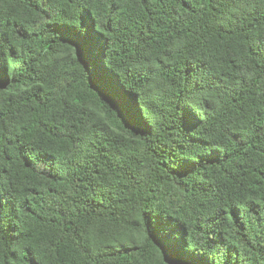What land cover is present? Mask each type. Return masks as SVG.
Segmentation results:
<instances>
[{
	"label": "trees",
	"instance_id": "trees-1",
	"mask_svg": "<svg viewBox=\"0 0 264 264\" xmlns=\"http://www.w3.org/2000/svg\"><path fill=\"white\" fill-rule=\"evenodd\" d=\"M0 264H264V0H0Z\"/></svg>",
	"mask_w": 264,
	"mask_h": 264
}]
</instances>
